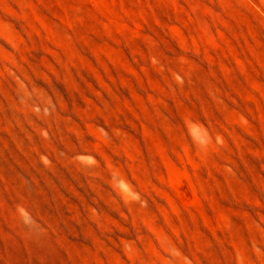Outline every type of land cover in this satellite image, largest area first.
<instances>
[{
  "label": "rangeland",
  "instance_id": "374dc122",
  "mask_svg": "<svg viewBox=\"0 0 264 264\" xmlns=\"http://www.w3.org/2000/svg\"><path fill=\"white\" fill-rule=\"evenodd\" d=\"M0 264H264V0H0Z\"/></svg>",
  "mask_w": 264,
  "mask_h": 264
},
{
  "label": "clouds",
  "instance_id": "9594fccd",
  "mask_svg": "<svg viewBox=\"0 0 264 264\" xmlns=\"http://www.w3.org/2000/svg\"><path fill=\"white\" fill-rule=\"evenodd\" d=\"M21 213H22L23 215H26V213H24L23 210H21Z\"/></svg>",
  "mask_w": 264,
  "mask_h": 264
}]
</instances>
